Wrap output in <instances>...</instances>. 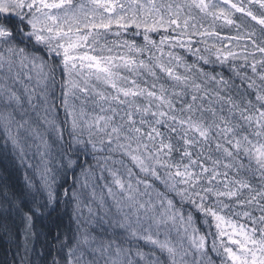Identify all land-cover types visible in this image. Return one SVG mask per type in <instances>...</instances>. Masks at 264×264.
<instances>
[{"label": "snow or ice", "instance_id": "obj_1", "mask_svg": "<svg viewBox=\"0 0 264 264\" xmlns=\"http://www.w3.org/2000/svg\"><path fill=\"white\" fill-rule=\"evenodd\" d=\"M17 223L20 264H264V0H0Z\"/></svg>", "mask_w": 264, "mask_h": 264}, {"label": "trees", "instance_id": "obj_2", "mask_svg": "<svg viewBox=\"0 0 264 264\" xmlns=\"http://www.w3.org/2000/svg\"><path fill=\"white\" fill-rule=\"evenodd\" d=\"M40 228L41 225L37 223L36 230L39 231ZM21 229L22 226L17 223L12 226V235L0 230V264H20V257L24 255ZM42 242V237L35 241L29 240V246L33 248L28 258L29 264H42V258L39 255L43 250L41 248Z\"/></svg>", "mask_w": 264, "mask_h": 264}]
</instances>
